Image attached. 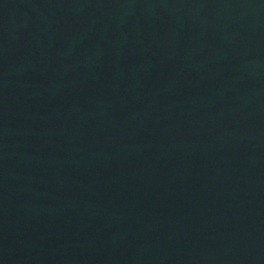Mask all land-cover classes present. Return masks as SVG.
I'll return each instance as SVG.
<instances>
[{"label": "water", "instance_id": "1", "mask_svg": "<svg viewBox=\"0 0 264 264\" xmlns=\"http://www.w3.org/2000/svg\"><path fill=\"white\" fill-rule=\"evenodd\" d=\"M0 264H264V0H0Z\"/></svg>", "mask_w": 264, "mask_h": 264}]
</instances>
